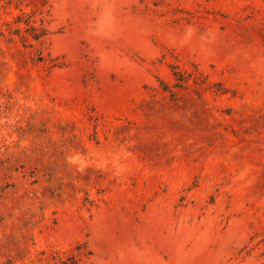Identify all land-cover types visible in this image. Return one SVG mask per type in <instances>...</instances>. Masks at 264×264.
Masks as SVG:
<instances>
[{"label":"rangeland","instance_id":"374dc122","mask_svg":"<svg viewBox=\"0 0 264 264\" xmlns=\"http://www.w3.org/2000/svg\"><path fill=\"white\" fill-rule=\"evenodd\" d=\"M78 245L264 264V0H0V264Z\"/></svg>","mask_w":264,"mask_h":264},{"label":"trees","instance_id":"16d2710c","mask_svg":"<svg viewBox=\"0 0 264 264\" xmlns=\"http://www.w3.org/2000/svg\"><path fill=\"white\" fill-rule=\"evenodd\" d=\"M35 29V28H34ZM46 34V30L42 29L41 33H38L37 31H35L34 36L37 37H41L43 35ZM178 74V80H180V84L182 81H184V79H186V76L184 75V73H177ZM91 250L86 251L83 246L78 245L75 250L72 252H70L69 254H67V257L65 260L62 261L63 264H79L80 261L84 258L87 257L88 255H91Z\"/></svg>","mask_w":264,"mask_h":264}]
</instances>
